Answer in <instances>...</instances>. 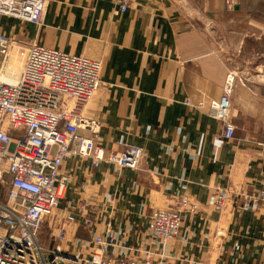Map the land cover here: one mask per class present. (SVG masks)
I'll use <instances>...</instances> for the list:
<instances>
[{"label":"crops","instance_id":"obj_1","mask_svg":"<svg viewBox=\"0 0 264 264\" xmlns=\"http://www.w3.org/2000/svg\"><path fill=\"white\" fill-rule=\"evenodd\" d=\"M226 1L139 0L115 15L112 0H49L40 28L0 16V33L26 47L101 61L104 85L85 117L99 123L107 154L144 151L140 170L68 158L62 173L70 185L47 228L74 215L76 223L65 226L69 242L80 239L92 251L94 237L109 233L149 252L156 264H264V199L244 210L264 193V88L235 85L228 121L235 132L227 140V123L212 118L210 105L221 101L233 67L205 25L218 26L222 45L227 28L240 34L237 51L256 33H240L238 21L262 19L264 0H237L233 9ZM253 78L264 82V74ZM221 190L229 201L219 212ZM187 199L198 212L187 213L177 238L160 248L148 233L153 212L183 210ZM81 206L93 215L92 233Z\"/></svg>","mask_w":264,"mask_h":264},{"label":"built area","instance_id":"obj_2","mask_svg":"<svg viewBox=\"0 0 264 264\" xmlns=\"http://www.w3.org/2000/svg\"><path fill=\"white\" fill-rule=\"evenodd\" d=\"M138 1L112 0L115 15L127 12ZM227 2L231 8L235 5V0ZM48 5L49 0H0V16L40 28ZM20 46L19 41L0 33V193L6 189V203L0 200V264H156L152 255L142 256L140 248L117 243L109 233L94 237L92 251L80 239L69 242L65 226L76 223L74 215L63 225L47 228V218L55 215L70 185L69 176L62 173L68 158L90 160L94 167L105 163L140 170L144 151L129 148L107 154L98 142L99 123L85 118L88 104L103 83L102 62L34 43L27 47L18 74L19 55L15 52ZM233 73L221 101L212 102L210 110L214 119L227 123V140L235 132L228 123ZM80 130L90 132L91 137L81 136ZM262 199L263 192L244 210H256ZM228 201V191H219L216 210L222 212ZM182 207L185 209H158L152 214L148 233L158 246L175 240L188 211L198 210L188 199L182 201ZM80 209L84 226L92 233L95 220L86 206ZM44 233L50 239L47 246ZM111 248L119 252H111Z\"/></svg>","mask_w":264,"mask_h":264},{"label":"rangeland","instance_id":"obj_3","mask_svg":"<svg viewBox=\"0 0 264 264\" xmlns=\"http://www.w3.org/2000/svg\"><path fill=\"white\" fill-rule=\"evenodd\" d=\"M227 1H226V4L228 6V2ZM236 1L237 0H235V5H236ZM235 5L232 8L229 7V6L228 7L230 9H233L235 7ZM14 19H16V18H14ZM16 20H19V19H16ZM228 20H227V22H228ZM19 21H21V20H19ZM210 21L211 20H209L208 23L205 24L206 25V28L209 29V32H212L211 38L213 39V43L217 47L219 53L225 54L224 55L225 58L231 57L232 59H236V60H246V59H251V58L252 59H255V58H257V55H256L257 52L264 51V20L263 19H257V22H252V21H250L249 19H246V18H245V21L242 20V19H240L238 21V24L237 25L241 27V28H239V29H241V30H239L240 33L252 32V31H254L256 33H255V35L246 36L245 37V40H243L242 43H241V46H242L243 45V42H245L244 43V49L243 50H240V48H241V46H240V47H238V50L237 51H236L235 47L237 46V44L239 43V40L241 38L240 34H239V36H238V34H231L232 31L229 28H227V35L225 36L226 40L223 41L224 43L222 45L221 42L218 41V38L221 37L220 36L221 33L219 32V35L218 36H215L214 32L211 29L212 26H215V29L216 28L218 29V26H216V24H213L212 21L211 22ZM21 22H25V21H21ZM26 23H30V22H26ZM205 25H203V26H205ZM232 25H233V23H231L229 25V27L232 26ZM221 27L222 28H225L224 26H221ZM206 35L207 36H210V33L209 34H206ZM219 43H220V46H219ZM20 44H23V43H20ZM26 50H27V47L23 45V46H20L16 50V52H15V55L16 56L19 55L18 59H16V67H17V70L18 71L19 70H22V68H20V67L22 65L23 58H24L23 56H24V53H26ZM17 51H18V53H17ZM258 58L261 59V57H258ZM99 62H101V61H99ZM263 65H264V58L262 59V61H259L258 66L253 67V70L256 71L257 68H264ZM102 68H103V63H102ZM102 68H101V72H102ZM246 70L250 73L252 71V68H251V70H249V69H246ZM233 72L236 73V74H234ZM232 73L234 74L235 84H234V87H233V90H232V93H231V98H232V95H233V92H234V89H235V85L238 84V83H241V82L244 83V84L245 83L246 84L247 83L248 84L251 83V84H255V85L260 84L261 87L264 88V82L256 81L253 78V76H251V75L249 77L241 76L238 72H236V70L234 68L232 70ZM255 82H259V83H255ZM103 85L104 84L102 83V86ZM211 105H212V102H211ZM211 105H210V110H211ZM87 138H90V137H87ZM54 153H55V150H52V154H54ZM5 190H3L2 194L0 193V200L3 203H6V193H5ZM184 211H187V210H184ZM188 212L190 213V211H188ZM197 212H198V210H197ZM197 212L191 213V214H196ZM91 216H93V215H91ZM47 219H48L47 220V222H48L51 219V217H48ZM150 238H151V236H150ZM43 242L45 243L46 246L50 244V239H49V236H48L47 233H44L43 234ZM157 246H158V244H157ZM160 248H164V247H160ZM140 250H141V248H140ZM141 252L144 253V254H150L147 251H141Z\"/></svg>","mask_w":264,"mask_h":264},{"label":"water","instance_id":"obj_4","mask_svg":"<svg viewBox=\"0 0 264 264\" xmlns=\"http://www.w3.org/2000/svg\"><path fill=\"white\" fill-rule=\"evenodd\" d=\"M212 31L214 32L215 36L219 35V30L216 28L215 26L211 27ZM221 36V35H220ZM223 37H219L218 41L222 42ZM251 41V40H250ZM244 43L241 46L240 50L244 49ZM257 52V51H256ZM257 58L255 59H246V60H236V59H232L231 57L227 58L228 62L231 64V66L236 70V72H238L241 76L244 77H249L251 76H258V75H263L264 74V68H257L256 71L253 70V67L258 66L259 61H262V59L264 58V51H259L256 53ZM258 57H261L258 58ZM252 71L249 73L246 69H249Z\"/></svg>","mask_w":264,"mask_h":264},{"label":"trees","instance_id":"obj_5","mask_svg":"<svg viewBox=\"0 0 264 264\" xmlns=\"http://www.w3.org/2000/svg\"><path fill=\"white\" fill-rule=\"evenodd\" d=\"M262 19L264 20V17H262ZM222 20L224 21V19H222ZM227 20H228V19H227ZM227 20H226V21H227ZM229 21H230V19L228 20L227 23H229ZM3 190H5V188H2V189H1V194H2ZM5 193H6V190H5Z\"/></svg>","mask_w":264,"mask_h":264}]
</instances>
